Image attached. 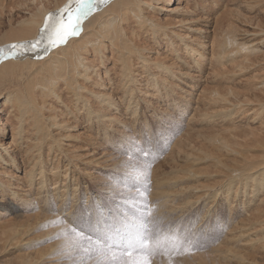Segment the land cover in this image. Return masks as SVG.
I'll use <instances>...</instances> for the list:
<instances>
[{
	"label": "rangeland",
	"instance_id": "1",
	"mask_svg": "<svg viewBox=\"0 0 264 264\" xmlns=\"http://www.w3.org/2000/svg\"><path fill=\"white\" fill-rule=\"evenodd\" d=\"M118 1L108 2H112L108 9L111 11L115 8V12L121 9ZM168 1L142 0L146 16V23L142 27L133 18L125 17L127 36L132 34V39L141 41V50L132 52L130 59L124 60L117 47L109 46L99 48L98 53L97 50L86 52V55L84 49L82 58L86 66L83 68L77 60L74 61V80L81 84L83 88L80 92L94 106L103 105L98 101L105 95H111L113 105H120L116 113V106L107 104L112 113L126 124L120 129H117L120 123L110 124L111 130L116 128V135H112L111 130L104 135L101 126L96 134L92 133L82 116L77 114L81 112V104H72V97L64 88L63 80L58 78L55 85L48 84L47 75L41 71L42 62L31 65V68L29 66L31 71L24 69L25 73L29 71V76L23 80L30 78L26 86L20 81L15 87L12 85L1 91L0 127H5L6 131L4 135L0 134V150L7 148L10 152L12 149H25L21 147L22 140L18 136L14 137L15 143L11 138V132L18 131L22 122L25 135L23 145L26 147V143L33 139L32 142L39 141L44 147L46 138L43 129L59 132L52 129L49 123H54L55 119L47 120L54 113H51L52 106L60 108L61 105H69L68 110H73L79 121L68 132L70 137H79L68 139V147L65 145L66 149H62L60 159L63 168H58V171L62 180H66L48 185L47 190L48 194L67 191L66 198L74 201L70 209L74 215H64L65 211L59 214L63 223L48 228L26 226L32 222L27 217L31 212L21 207L19 200L12 195L4 196L0 192V223H10L12 226L6 233L0 231V264H73L79 259H86L67 252L62 247L65 243L63 237H57V234L73 221H86L89 216L96 219L102 214L105 219L118 218L127 211L132 198L144 183L150 184L146 195L157 205L158 215L173 221L174 226H179L181 231L193 237H199L201 241L200 247L183 254L156 255L151 258V264H264L262 241L256 242L260 235H264V226L261 229L255 222L259 218L264 224V202H260L264 189L255 194L251 192L255 183L263 179L264 172L252 182L242 179L250 171H241L243 163L259 161L264 157V0H238L240 3L237 5L233 4V0H185L180 4L178 0ZM61 3H65L64 0H0V45L8 43L9 37L20 31L21 23L36 13L39 4L53 11L61 7ZM178 6L187 8L188 13L174 12L173 9ZM129 10L134 12L135 6L129 5ZM203 12H206L205 20L196 24L200 32L184 31L178 26L180 18L195 14L200 16ZM112 14L102 16L100 21L110 18ZM152 22L158 26L153 28ZM152 29L158 30L155 38H151ZM234 33L235 42L236 38L241 42L240 38L247 36L243 47L250 48V43L258 41L254 46L256 50H251L249 55L241 52V57L232 59V49H228L219 61L217 56L220 49L209 39L219 44L216 39L223 40ZM81 35H84V31ZM85 35L89 36V32ZM250 37L253 39L248 40ZM143 39L148 41L142 43ZM73 45L74 38L73 44L64 48V53H70ZM239 48L242 47L236 46L237 50ZM189 49L195 61L189 56ZM198 50L203 53L202 57L196 53ZM122 69L130 70L131 79L118 80ZM3 70L0 71L1 80L9 74V68L5 72ZM80 72L82 76H79ZM99 76L102 79L97 82ZM1 80L3 84L4 80ZM25 89L33 92V96H28ZM58 92L62 97L57 98ZM95 95L100 98L95 99ZM20 102L23 107L19 109ZM128 102H136L135 114L128 108ZM55 114L59 119L67 120L61 112ZM32 115L41 119L36 125L27 123ZM125 136L127 138L122 141ZM131 139L153 152V157L148 161L150 169L147 181H142L140 188L132 187V181L128 178L132 169H141L145 163L142 155L130 158L125 154ZM58 148H55V155ZM67 151L74 156L71 163L65 161ZM184 151H190V155L186 157ZM41 152L43 156L42 149ZM20 156L28 159L32 165V153L22 152ZM243 156L249 160L243 159ZM91 159L92 163L89 162ZM98 161L101 163L97 164ZM36 166L27 169H35ZM189 167L199 173L186 178L180 171H186ZM259 167L264 171V164ZM64 168L66 174L62 173ZM234 168L238 171L231 173ZM6 169L9 171L10 167ZM235 173L236 185L231 183L232 174ZM5 174L1 178L10 181V189L15 190L17 185L23 184L20 194L28 192L27 183L23 181V167L11 172L12 177L8 174L6 178ZM63 185L67 188H62ZM180 186L188 188L180 190ZM194 186L203 188L196 191ZM179 190L184 194H177ZM197 194H200L199 200L195 199ZM187 200L189 203H185ZM243 202H246L244 206ZM254 205H258L260 211L253 212ZM65 206L67 204L63 205V210ZM56 210L59 208H54ZM37 258L41 259L37 261Z\"/></svg>",
	"mask_w": 264,
	"mask_h": 264
},
{
	"label": "bare ground",
	"instance_id": "2",
	"mask_svg": "<svg viewBox=\"0 0 264 264\" xmlns=\"http://www.w3.org/2000/svg\"><path fill=\"white\" fill-rule=\"evenodd\" d=\"M110 1L111 0H108V2H110ZM164 1L169 2L168 0H164ZM184 1L185 0H178V3L180 4V2H184ZM64 2L66 3L67 0L66 1L64 0ZM108 2L103 3V4H99L98 10L91 13L88 16V18L83 21V24H82V31H84L83 36L81 35V33H82V31H81L78 36L69 38L67 40V42L62 46L53 48L51 50L37 49L35 51H27L23 55H20L16 58L5 59L3 61H0V69L1 68H4V69L9 68V71H8L9 74H7V72H6V74H7L6 77H5V75L4 76L2 75L4 77V79L1 76L2 80H4L3 81L4 83L3 84L0 83L1 84L0 87H2V89L0 88L1 89L0 90V97L2 96V93H3V92H1L2 90L4 91L7 88H10L12 85H13L12 87H15V85L20 83V81H23L25 86H26L27 83L30 81V78L25 79V80H23V79L25 77L27 78L29 76L28 72L31 71V69H29V66L31 68V65H34L37 62H42L41 71L43 70L45 72V74L47 75L46 81L48 82V84L55 85L58 78H61L63 80L64 88L66 89L67 93L70 94V96L72 97V104L77 105L78 102L81 104V108H80L81 112L78 111L77 114L82 116L84 123H86L88 125V127L93 130V131L91 130L92 133L96 134L97 128L99 126H101L103 134L106 135L107 133L110 132V130L112 128L110 126V124H112L113 122L120 123V127L117 126V129L125 127L126 126L125 122H123L120 118L116 117L112 113V111H111L112 109L107 107V104H112L113 98L111 97V95H105L104 97L99 99L98 103L103 104V105L96 107L92 104L91 100L88 97H86L85 95H83L80 92V90L83 87L81 86L80 83H78L74 80V74H75V70H76V67L74 68V61L77 60L78 65L81 68L86 66V64L83 62L84 60L82 58L83 57L82 52L84 49H86V51L84 53V55H86V52L91 53L92 51L95 52L96 50H97L96 53H98L99 52L98 49L101 47H103L105 49L109 48V46L114 47V48L117 47L116 49L124 57V60L130 59L131 53L134 52L135 50H138V49L141 50L139 47L141 41L140 40L136 41V40L132 39V34L127 36V33L125 32L124 23L126 21L125 17L133 18L137 22L139 27H142L143 24L146 23V16L144 14V9L142 6V4H143L142 0H119L118 3L120 4L121 9H119L117 12H115V10H116L115 8H113V10H111V11L108 9V6H110V4H112V2L111 3H108ZM65 3H61V5L65 4ZM238 3H240V1L233 0V4L237 5ZM39 5L37 8V11L35 10L36 13L34 12L30 16L29 19H27L21 23L20 31L18 32V30H17L16 35H14L13 37H9V42L6 43L5 45L15 43V42H19V41L33 40L37 37L39 29L43 26L46 14L51 12V10H52V9L47 10L46 8L42 7V4H39ZM129 5L135 6L134 12L129 10ZM58 8L59 7H57V9ZM54 10H55V8H54ZM173 11L177 12V13H188L187 8L182 7V6H178L177 8L173 9ZM113 12H115V13H113ZM109 14H112L110 18H108L104 21H100V18L102 16L109 15ZM205 14H206V12H203L200 16H197V14H195V15H189L187 17H182L179 19L178 26L180 28H182L184 31L186 29H190L191 31H195L196 33H198L201 31V29L196 27V24L205 20ZM95 22H97V23H95ZM151 24H152L153 28H156L158 26V24L154 23V22H152ZM213 29L216 30V27H213ZM86 32H89V36L85 35ZM157 34H158V30L152 29L151 38H155V36ZM133 35H137V34H133ZM234 36H235V33L229 37L227 36L228 38L223 39V40L216 39V41L220 45L216 44L214 39H209L212 44L217 45L220 49L218 51V56H217V59L219 61H221L224 58V56L227 54L228 49H232V51H231V58L232 59L234 57H241V55H242L241 52H244L245 54L249 55V52L251 50H256V48L254 46H255V44L258 43V41H256V40L253 41L252 43H250V45H248V47H250V48H246L243 46L246 45L247 40H244V39L247 36H242L240 38V39H242L241 42H238L237 38H236V42H235ZM73 38H74V45L70 49V53H68V54L64 53V51H63L64 48L68 47L69 44H71V43L73 44ZM252 39L253 38L250 37L248 40H252ZM105 40L107 41V43H109L108 46H106ZM147 41L148 40L143 39L142 43H145ZM200 45H201V47H203L202 44H200ZM236 46H237V48L238 47H242V48H239L237 50ZM187 52L189 53V56L193 59V61H195L194 56L191 55L192 52L190 51V49ZM196 53L199 55V57L203 56V53L200 50H198ZM157 63H162V62H156L155 64H157ZM7 69H5V70L7 71ZM24 69H28L29 71L27 70L28 72L25 73ZM1 70H3V69H1ZM5 70H3V72H5ZM39 70H40V68H39ZM1 74H2V72H1ZM82 75H83V73L80 72L79 76H82ZM9 76H12V77L14 76V78H8ZM129 76H130V70L122 69L120 71V76H119L118 80L131 79ZM35 77H36V75H35ZM101 79H102L101 76H99V79L97 80V82H99ZM25 90L28 92V94H29L28 96H30V97L33 96V92H31L30 90H27V89H25ZM17 91H18V89H17ZM98 93L100 95L102 94L101 91H98ZM10 95L11 94L9 93L8 96L10 97ZM42 95H45V94L43 93ZM58 95H57V98L62 97V94L60 92H58ZM98 97L100 98L99 95H95V99H97ZM7 98L8 97H6V100H7ZM74 98H75V101H74ZM55 101L57 103L56 98H55ZM19 105H20L19 109H20V107H23L21 102ZM113 106H116V108H115L116 113H118L120 110V105H118L117 103H114ZM68 108H69V105H61L60 108H57L56 106L51 107V110H52L51 113H53V112L54 113H53V115H50L49 118L47 117V120L49 121L50 119H55L54 123H51L50 121H49V123L51 124L52 129L59 130V132L57 131L56 133H54V130H53V133H52L49 131L48 128H44L43 131H44V136L46 138L44 147L41 145V143L39 141L38 142L37 141L32 142L33 139H32V141H30V143H26V145H27L26 147L23 145L25 143V135L23 134V122H22L20 124L19 128H17L18 131H12L11 132V138H12L13 143H15L14 137L18 136L19 139L22 140V142L20 144L21 147L25 148V149H22L20 151H18L17 149H16V151H13V149H12V151H10V152L7 150V148H2L0 150V170H2V171H0V192H2L4 196L8 195V194L12 195L13 198H15L16 200H19V205L21 207H23L29 213L31 212V214H28L27 217H28V219L30 218V220L32 222L30 223L27 221L28 224H26V222H25L26 226H30L31 228H33L34 226L39 227V228H48V227H52L53 225H57V224H54L51 222L57 220V218H60L59 214L64 212V211H65L64 215H66L68 213L70 216L74 215V213L72 211H70V209L73 208L72 205H74V201L66 198V196H68L67 191L64 193H58V191H56L54 193L50 192V194H48L49 192L47 191L48 185H51V184L56 185L58 182L66 180V178L62 180L63 177L60 175V172L58 171V168H63V164H62L63 161L61 160L62 159L61 153L63 152L62 149L63 148L66 149L65 145L66 146L68 145L66 142V141H68V139H70L72 137L76 139L79 137L78 135H73L72 137H70V135H69L70 133L68 131H70V129H72V128L74 129L76 127V125L74 126V123H77L79 120L77 117L74 116L75 115L74 111L73 110L69 111ZM128 108L131 109L130 111L132 114H135L136 109H137L136 108V102H133V103L128 102ZM27 111H28V109L25 110V112H27ZM57 112H61V114H63L65 119H67V120L64 121V119L63 120L59 119L58 115L55 114ZM30 118L31 119L27 120L28 122L26 121L28 123V125H36L41 120L39 117H34V116L30 117ZM114 130H116V128L111 130L112 135H116L114 133ZM5 131H6V128L1 126L0 127V134L4 135ZM126 138H127V136L122 138V141H124ZM234 138L235 137H233V139ZM108 140L110 141V137L108 138ZM106 141L107 140L105 138V142ZM222 142H225V141H222ZM89 144H90V142H89ZM180 144H178V145H180ZM92 145H94V144H92ZM57 147H59V148L57 149V152L55 155L54 151H55V148H57ZM179 148H181V147L179 146ZM41 149L44 152L43 156H42ZM190 151L187 153H186V151H184L186 153V155H185L186 157L190 155ZM22 152L25 154L32 153V155L34 156V160L32 162V165L28 159H25L23 156H20V153H22ZM243 154H245V153H243ZM44 155H45V157H44ZM65 157L67 159V160H65V161H67V163H71V161H73V159H74L73 158L74 156L72 157V155H70L68 151L65 154ZM54 158H56V160ZM244 158L245 157L243 156V159ZM246 158H248V157H246ZM246 158H245V160H246ZM241 160H242V158H241ZM248 160H249V158H248ZM92 161H93L92 159L89 160L90 163H92ZM94 161H96V159ZM249 161L243 163L244 167L242 168L243 170H241V171H244V172L250 171V172H249L248 176H246V177L242 175L243 176L242 179H249L250 181L253 182L256 178H260L261 174L264 172V171L259 170V168H260L259 166L264 164V157L262 156V159L259 161H253L251 163H249ZM242 162H243V160H242ZM100 163L101 162L98 161L97 164H100ZM29 166H32V167L36 166V168L35 169H33V168L27 169V167H29ZM8 167H10L9 171H7V169H6ZM22 167L24 169V176H25V179L23 181H24V183L25 182L27 183L26 186L29 188V190L27 193L20 194L21 192H23L24 185L23 184L17 185L18 187L15 190H12L9 188V185H10L9 182L10 181L9 180H5V181L2 180L1 175H4L6 173L5 177L8 178V174H10L11 172H14V170L18 171ZM54 170H57V172H55ZM234 171H238V169L237 170L235 168L232 169L231 173H233ZM48 172L52 176L50 174H48ZM66 172H67V170L64 168L62 173L66 174ZM197 172L193 170V167H189V169L186 171H180V173L183 174L186 178H188L190 176L197 175L199 173V172L198 173ZM240 174H243V172H240ZM235 175H236V173L234 175L232 174L231 183L233 182V184L236 185V176ZM9 177H12V174H10ZM262 180H259L258 183H255L254 188L252 187V189H251V192H254V194H255V192H260V190L262 191V189H264V177ZM72 181L74 182L73 179H72ZM73 184L74 183H72L71 185H73ZM61 187L64 189L67 188L66 185H63ZM187 188L188 187H183V186L179 187L180 190H182V189L187 190ZM202 188H203L202 186L201 187L200 186H194V189L196 191L197 190L201 191ZM71 190L75 191L74 189H71ZM180 190L177 192V194L180 193ZM72 191H70V192H72ZM182 194H184V193H182ZM186 196H185V198H186ZM199 198H200V194H197V196H195V199L199 200ZM261 199H262V201H260V202H264V196ZM252 200L254 201V199H252ZM256 202H258V201H256ZM185 203H189V201L187 200ZM245 203L246 202H243V206L245 205ZM64 204H67V206H65V208L63 210ZM258 204H260V203H258ZM54 208L55 209L59 208V210L54 211ZM254 211H257V212L260 211L258 205L253 208V212ZM0 212H2L1 209H0ZM257 216H258V214H257ZM260 221H259V218H257L255 220V222H257V225L259 227H261V229H262L264 224H263L262 220H260ZM247 223H249V222H247ZM252 224H254V222ZM10 225H11L10 223H8V224H1L0 223V231H2L3 233H6V230L11 229L12 226L10 227ZM59 226H60V224H59ZM248 227L250 228V225ZM263 229H264V227H263ZM49 233H52V232H49ZM259 235H260V233L258 234V236ZM241 236H242V234H241ZM260 241H262L261 247L264 248V235H260L256 239L257 243ZM235 243H236V241H235ZM228 249L231 252V250H232L231 247H229ZM38 259H41V258H37V261H38ZM25 263L28 264V262H25ZM35 264H38V262H36Z\"/></svg>",
	"mask_w": 264,
	"mask_h": 264
},
{
	"label": "snow or ice",
	"instance_id": "3",
	"mask_svg": "<svg viewBox=\"0 0 264 264\" xmlns=\"http://www.w3.org/2000/svg\"><path fill=\"white\" fill-rule=\"evenodd\" d=\"M108 0H67L56 10L46 14L43 26L33 40L0 45V61L13 59L27 51L51 50L64 45L71 37L78 36L82 24L98 5ZM125 154L130 158L142 155L145 163L141 169H132L128 178L132 187L140 188L147 181L150 158L153 152L146 150L135 139L128 142ZM139 177V179H137ZM150 184L144 183L132 198L127 211L118 218L105 219L102 214L96 219L73 221L57 234L63 237L62 247L79 259L73 264H151L156 255L183 254L200 247L199 237L181 231L174 222L158 215L157 205L147 198ZM62 218L51 223H63Z\"/></svg>",
	"mask_w": 264,
	"mask_h": 264
}]
</instances>
